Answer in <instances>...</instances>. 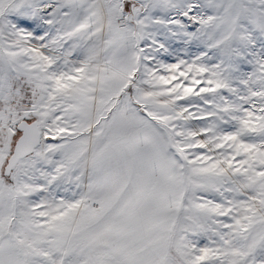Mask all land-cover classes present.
<instances>
[{
  "label": "snow or ice",
  "instance_id": "snow-or-ice-1",
  "mask_svg": "<svg viewBox=\"0 0 264 264\" xmlns=\"http://www.w3.org/2000/svg\"><path fill=\"white\" fill-rule=\"evenodd\" d=\"M0 264H264V0H0Z\"/></svg>",
  "mask_w": 264,
  "mask_h": 264
}]
</instances>
